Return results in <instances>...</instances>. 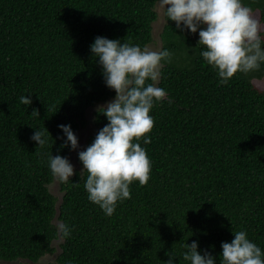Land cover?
<instances>
[{"label": "trees", "instance_id": "obj_1", "mask_svg": "<svg viewBox=\"0 0 264 264\" xmlns=\"http://www.w3.org/2000/svg\"><path fill=\"white\" fill-rule=\"evenodd\" d=\"M242 3L264 26V0ZM157 20V0H0V264L48 256L49 264H165L167 254L190 264L183 245L194 241L221 264V244L239 230L264 252V64L222 85L198 32L166 17L161 51L172 58L161 62L158 86L168 97L150 113L151 143L140 142L151 160L147 185L133 183L131 199L106 216L87 198L77 155L81 170L59 184L61 198L51 191L48 155H73L61 150L58 126L77 137L89 111L115 98L91 45L104 37L143 48ZM107 123L93 114L84 150ZM45 128L51 137L39 149L31 137ZM59 221L71 229L63 240Z\"/></svg>", "mask_w": 264, "mask_h": 264}, {"label": "clouds", "instance_id": "obj_2", "mask_svg": "<svg viewBox=\"0 0 264 264\" xmlns=\"http://www.w3.org/2000/svg\"><path fill=\"white\" fill-rule=\"evenodd\" d=\"M157 10L167 22H175L178 30L198 32L197 47L205 49L201 56L217 73L220 84L227 85L238 73L259 71L264 64V26L242 0H157ZM90 50L102 66L106 86L115 92V98L97 106V113L106 116L108 123L90 146L78 152L83 165L80 176L87 174L84 188L88 200L111 217L118 203L131 199L133 183L144 187L151 178V160L140 142L151 143L155 121L150 113L168 97L158 85L161 62H171L172 53L104 37H97ZM20 103L30 106L32 101L21 96ZM31 114L39 117L36 109ZM58 127L66 137L61 150L70 146L76 151L79 143L71 126ZM49 136L45 128L36 130L31 139L38 144L37 148L43 149ZM47 160L53 182L69 183L75 170L68 158L51 153ZM73 185L78 187L79 183ZM56 228L59 239L70 236L71 229L64 222H57ZM232 234L231 243L221 244V264H264V252L248 239L246 231H232ZM183 247L186 249L182 255L184 261L215 264L207 250L203 255L198 251L197 242ZM167 255L170 258L165 264H173L174 257Z\"/></svg>", "mask_w": 264, "mask_h": 264}, {"label": "rangeland", "instance_id": "obj_3", "mask_svg": "<svg viewBox=\"0 0 264 264\" xmlns=\"http://www.w3.org/2000/svg\"><path fill=\"white\" fill-rule=\"evenodd\" d=\"M157 13H158V20L154 24V29H153V42L149 46L153 50H159V51H161V45H162V42H161V33L163 31L164 25L166 24V21H165V17L162 15V13L160 11L157 10ZM258 84H259V86L261 88H264V80L262 82H259ZM105 104H101V105H98V106H102V105H105ZM96 109H97V107L89 111V113H88V125H87V127L85 129L81 130L77 134V139H78L79 147H78V149L76 151H73V155L70 158V163L74 166L75 173L77 171H80L81 170V166L79 165V163L77 161L78 152L84 150V148L86 146L87 139L95 131L94 130V124H93V114L96 112ZM51 191L53 192V194L57 198H59V199L61 198L59 184L52 185ZM53 260H54V256H48V257H46V258L43 259V261L41 262V264H49L50 262H53Z\"/></svg>", "mask_w": 264, "mask_h": 264}]
</instances>
